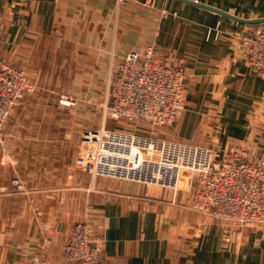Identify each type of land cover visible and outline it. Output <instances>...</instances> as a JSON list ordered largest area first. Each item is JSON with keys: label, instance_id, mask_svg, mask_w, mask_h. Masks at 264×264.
I'll return each instance as SVG.
<instances>
[{"label": "crops", "instance_id": "1", "mask_svg": "<svg viewBox=\"0 0 264 264\" xmlns=\"http://www.w3.org/2000/svg\"><path fill=\"white\" fill-rule=\"evenodd\" d=\"M260 19L264 0H0V59L37 86L0 143V188L18 178L33 198L0 195V264H28L43 246L46 264H66L71 229L86 221L106 231L104 264H264V227L226 248L223 229L187 208L182 191L93 179L77 165L86 131L114 129L102 116L111 71L150 46L186 70L184 110L160 139L264 153V81L239 38Z\"/></svg>", "mask_w": 264, "mask_h": 264}, {"label": "built area", "instance_id": "2", "mask_svg": "<svg viewBox=\"0 0 264 264\" xmlns=\"http://www.w3.org/2000/svg\"><path fill=\"white\" fill-rule=\"evenodd\" d=\"M239 38L250 72L264 81V23ZM185 79V67L160 60L152 46L128 53L109 75L103 121L126 119L138 127L86 131L77 165L93 179L111 177L182 191L187 208L219 224L228 248L244 230L264 227V153L244 144L220 153L160 139L159 130L175 124L184 110ZM35 89L23 68L0 59V141L22 97ZM61 103L73 106L75 101L63 97ZM12 186L0 188V195H26L33 202L18 178ZM40 227L46 234L53 231L47 224ZM105 237L98 224H75L64 247L66 264H104ZM45 248L28 264H46Z\"/></svg>", "mask_w": 264, "mask_h": 264}, {"label": "rangeland", "instance_id": "3", "mask_svg": "<svg viewBox=\"0 0 264 264\" xmlns=\"http://www.w3.org/2000/svg\"><path fill=\"white\" fill-rule=\"evenodd\" d=\"M2 60V59H1ZM5 61V60H4ZM7 62H9V61H7ZM10 63H12V62H10ZM12 64H14V65H16V66H19V65H17V64H15V63H12ZM27 75V74H26ZM28 77V76H27ZM33 83V82H32ZM33 85L35 86V90H34V92L37 90V86L33 83ZM106 88H107V85H106ZM53 88H51L50 90H52ZM31 93H33V92H31ZM28 94V93H27ZM63 97H69V96H67V95H61L60 96V98H59V104L60 105H62V106H66V107H73V106H69V105H64V104H62L61 103V98H63ZM23 98V97H22ZM75 101V100H74ZM21 103V102H20ZM105 103V101L102 103V107H103V104ZM16 109V108H15ZM15 109H14V111H15ZM14 111H13V113H14ZM12 113V114H13ZM102 116H103V119H104V111H103V108H102ZM11 117V116H10ZM107 121L109 122L110 121V126H113L115 129H121V130H124V129H131V130H134L136 127H138V126H136L135 125V123H131V122H129V121H127L126 119H121V120H119V121H114V120H112L111 118H109L108 117V119H107ZM143 126H141V128H142ZM107 128V127H106ZM107 129H109V128H107ZM4 140H5V125H4V129H3V137H2V139H1V141H0V143H3L4 142ZM82 144V140H81V143H80V145ZM81 148V147H80ZM82 149V148H81ZM81 149H79V151H78V156H77V158L79 157V155H80V153H81ZM21 182V181H20ZM23 185H24V183L23 182H21ZM25 186V185H24ZM31 193V192H30Z\"/></svg>", "mask_w": 264, "mask_h": 264}, {"label": "water", "instance_id": "4", "mask_svg": "<svg viewBox=\"0 0 264 264\" xmlns=\"http://www.w3.org/2000/svg\"><path fill=\"white\" fill-rule=\"evenodd\" d=\"M199 6H201V5H199ZM201 7H203V8H206V9H209V10H214V9H212V8H209V7H204V6H201ZM215 11V10H214ZM248 24H252V25H259V24H261V23H264V19H260V20H253V21H246Z\"/></svg>", "mask_w": 264, "mask_h": 264}, {"label": "trees", "instance_id": "5", "mask_svg": "<svg viewBox=\"0 0 264 264\" xmlns=\"http://www.w3.org/2000/svg\"><path fill=\"white\" fill-rule=\"evenodd\" d=\"M254 26H258V25H254Z\"/></svg>", "mask_w": 264, "mask_h": 264}]
</instances>
